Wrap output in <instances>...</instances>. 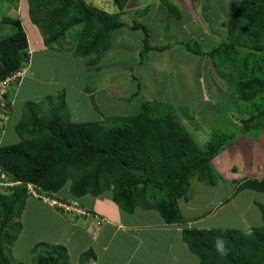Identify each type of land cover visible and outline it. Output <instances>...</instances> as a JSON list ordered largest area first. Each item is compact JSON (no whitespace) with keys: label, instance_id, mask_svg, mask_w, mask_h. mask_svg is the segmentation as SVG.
Returning a JSON list of instances; mask_svg holds the SVG:
<instances>
[{"label":"trees","instance_id":"16d2710c","mask_svg":"<svg viewBox=\"0 0 264 264\" xmlns=\"http://www.w3.org/2000/svg\"><path fill=\"white\" fill-rule=\"evenodd\" d=\"M130 1L113 0V9L108 10L89 0H27L30 21L42 33L48 49L53 50L57 41L74 31L77 40L67 50L77 58H88L90 68L101 69L108 51L119 53L114 61L120 70L114 74L119 82L114 90H108L104 109L96 100L99 87L82 84V94L97 113L91 119H73L66 86L38 101H24L21 118L15 124L19 140L0 143V264H24L9 251L22 232L23 221L17 219L22 218L31 197L57 198L67 204L77 201L85 212L54 206L66 216L90 219L87 226L100 228L107 219L86 208L80 199L109 191L120 210L128 214V222L136 220L138 210L157 209L164 222L172 224L183 221L179 200L193 197V180L211 186L223 181L213 159L239 132H214L208 143L202 144L183 122L184 118L192 119L188 110L179 113L173 104L150 100L141 71L149 64L146 55L151 51L181 43L200 56H210L213 67L219 73L226 72L231 82V97L224 102L227 107L234 104L229 112L236 114L233 118L238 119V131L264 127V0H244L231 15L224 14L219 43L209 50L200 43L180 40L153 45V31L146 20L149 7L142 9L135 4L130 8ZM161 1L162 7L180 17L174 0ZM207 7L209 10L211 6L207 3ZM203 10L202 21L211 26L215 18ZM124 15L131 20L124 21ZM5 21L12 23L14 31L0 37V82L30 61L23 23L18 18L6 17ZM140 30L143 36L137 33ZM130 34L137 37L133 45ZM135 45L137 53L132 47ZM128 48L130 54H124ZM132 87L135 89L130 92ZM10 90L4 97L5 109L0 107L5 115L9 110V120L0 125V136L13 115ZM208 99L204 96L201 103L191 106L194 116ZM221 105L217 100V106ZM243 190L264 192V177L240 180L224 202ZM253 201L260 210L261 225H254L253 220L244 229L183 228L182 239L199 257L198 264H264V202ZM33 259L36 264H72L68 246L49 241L35 244ZM97 263L94 248L79 254L77 264Z\"/></svg>","mask_w":264,"mask_h":264},{"label":"rangeland","instance_id":"374dc122","mask_svg":"<svg viewBox=\"0 0 264 264\" xmlns=\"http://www.w3.org/2000/svg\"><path fill=\"white\" fill-rule=\"evenodd\" d=\"M89 1L108 10L113 9V0ZM138 1L136 0L135 4H139V8L143 9L148 6L150 9L149 16L146 19L147 15H145L144 18L149 21L153 31V43L162 40L166 42L180 40L194 44L200 43L205 50H209L219 43L221 32L224 29L220 23L222 16L224 14L231 15L244 0H174L180 17L162 7L161 0H140V3ZM207 3L211 6L209 10ZM28 7L27 0H0V37L7 36L14 31L12 23L6 22L5 18H18L32 39L30 43L33 42L37 48H41L34 50L35 45L32 44L28 50L31 61L20 73L21 79L12 82L11 85L7 84L12 93L9 97L12 101L10 107H12L13 115L6 132L0 136V140L4 143H14L19 140L15 124L21 118L26 99L38 101L47 94H57L66 86L68 88L66 100L73 112V119H91L95 118L97 113L92 109L91 101L87 97V99L85 98L82 91L79 93L78 90H81L83 85L98 86L99 92L96 100L100 101L99 104L104 109L105 103L108 101L106 97V94L109 93L108 90H114L116 82H119L114 76L115 73L120 72L119 68L114 66V61L118 59L119 53L108 51L101 60V69L90 68L87 65L88 58L71 59L67 54L69 53L67 49L73 47L77 40L74 31H69L67 38L57 41L53 50L48 49L44 45L42 34L30 21ZM203 7L206 8L208 14L213 16L212 19L216 20L211 26L203 24L200 19L199 23L204 25L202 27L195 20L197 15L203 16ZM137 17L141 18L140 14ZM128 20L130 21V18ZM213 28L214 31H212ZM137 33L143 36L141 30ZM122 35L124 36V34ZM128 36L131 38L132 45L137 42L136 36L132 37L133 34ZM132 47L137 53V45ZM129 51L131 52L128 48L124 54H130ZM146 56L149 64L144 65L142 73L147 80L149 89L145 95L150 97V100L173 104L179 113L186 114L188 110L192 119L184 118L183 122L202 144H207L214 132L224 134L227 131H235L238 133V119L233 118L236 117V114L233 116L229 112V109L232 111L234 104L227 107L224 102L225 98L231 97L229 92L231 82L225 74L226 72L219 73L213 67V60L210 56H199L188 52L181 43L175 44L164 53L155 51L152 55L148 53ZM77 66L79 67L77 68ZM4 89L2 88V90ZM134 89L135 87H132L130 92H133ZM204 96L209 99L205 104L200 105V109L194 116L191 106L201 103ZM217 100L218 104H222L221 106H217ZM8 111L5 115L6 120H9ZM6 122H0V125L3 127ZM233 188L234 184L227 181L211 186L196 179L193 180L194 195L188 205H184V214L203 213L201 221L195 224L198 228L208 226L209 228L244 229L250 226L248 221L253 220L254 225H261L260 210L257 205H253L252 200L264 202V192L243 190L230 202L223 204L235 190L234 188L231 191ZM110 193L105 191L99 198L92 195L85 197V202L91 203L98 213L107 219L100 229L98 227V230L95 226L86 225L90 223V219L85 221L84 218L76 215L66 216L47 199L29 198L22 218L17 219L23 221L22 232L9 252L11 254L13 252L16 259L24 264H36L33 259L35 244L40 241H49L66 244L70 250L72 264H77L79 254L88 248H94L97 251V264L199 263V257L188 249L186 243L184 245L182 235L179 238L176 234L173 240V231L177 228V223H167L168 226H163L161 224L163 218L157 209L141 210L140 217L143 216L148 223L154 225L145 230L148 233H155L154 237L148 238L145 243H138L135 236L131 238L132 233L126 235L119 230L115 231L110 224L112 221L108 220L118 219L119 207L112 200ZM219 198H223L224 201L220 204L214 203ZM211 199L214 201L213 203H210ZM209 209H212L213 215L205 216L204 213ZM79 211L83 213L85 209H79ZM254 211L256 212L254 213ZM130 219L132 220V217ZM137 219L133 223H137ZM166 229L171 230V236L166 237L163 235L164 232L161 233L162 235L160 234L159 230Z\"/></svg>","mask_w":264,"mask_h":264},{"label":"crops","instance_id":"0c3cea01","mask_svg":"<svg viewBox=\"0 0 264 264\" xmlns=\"http://www.w3.org/2000/svg\"><path fill=\"white\" fill-rule=\"evenodd\" d=\"M123 17H125V18H123L124 21H129L128 20L129 19L128 16L124 15ZM200 19L202 21V18L200 16H198V15H197V17H195V20L197 21V23H199ZM202 23L203 24H207L204 21V19H203ZM203 24H200V26L204 27ZM39 32H40V30H39ZM29 37H30V35H29ZM31 40L32 39L30 37V41ZM32 44H34V43L33 42L30 43V47H32ZM152 44L153 45L157 44V45H161L162 46V45L168 44V42L162 40V41H160V42H158L156 44L152 42ZM175 44H177V43H175ZM36 49L39 50L41 48H37L36 45H35L34 46V50H36ZM167 50H169V49H167ZM165 51L166 50L156 51V52L157 53H164ZM187 51L188 52H192V51H189L188 49H187ZM153 52H155V51L154 50L151 51L150 54L152 55ZM192 53H194V52H192ZM67 54L69 55V57L71 59L73 58V59L76 60V58L73 57V55H72V53L70 51ZM194 54H196V53H194ZM196 55H198V54H196ZM155 57H157V56H155ZM153 67L157 68L156 66H153ZM138 71H140V69H138ZM78 91L80 92V89ZM145 91H146V89H145ZM238 132L239 133H238L237 137L235 138L234 142L231 145H229L220 154L215 156L214 159H213V164H214L216 170L223 177V181L221 183H226V181L228 183L231 182V183L234 184V188L238 185V182L240 180H245L247 178H263L264 177V127L263 128H251L246 133L242 132L241 130H239ZM253 137H255V138H253ZM234 188L231 191H233ZM63 193H66V192H63ZM97 198H99V197H97ZM85 199H86L85 197L81 198L80 199L81 203H83L86 208L87 207L91 208L92 210H95V212L97 214H100L95 209V207H93L91 205V203L85 202ZM191 199L184 200L182 198V199L179 200V205H180V208H181V214L183 216V221L181 223H177V228L173 231V234H174L173 240L175 239V235L176 234L178 235L179 238L181 237L183 228H185V227H196L195 224L197 222H200L201 219H202L203 213L196 214V215H185L184 214V211H183L184 205L185 204L188 205V203L191 201ZM222 201H224L223 198H219L218 201H215V202L211 199L210 203L214 202V203L220 204ZM252 202H253V205H256L253 200H252ZM224 203L225 202H223V204ZM206 207H208V206L206 205ZM141 212H142L141 210H138L136 215H135L136 219L138 218L137 219L138 220L137 223H130V222L127 221L128 220L127 217H129L128 214H126L125 212H122L120 210V208H119L118 219L117 220H108V221H112L110 224H112V226L114 227L115 231L119 230L121 233H124L126 235H128V233H132L131 238H133L135 236L136 239H137V242L140 243V244L141 243L143 244V243H145V241L148 240V238L154 237L155 233L154 232L153 233H148L147 230H145L147 228L153 227L154 225L148 223L143 216H142L143 218L140 217ZM212 212H213L212 209H209V211L205 212L204 214H205V216L213 215ZM255 212L256 211H254V213ZM148 213H150V212H148ZM139 223H141V224H139ZM153 224H155V223H153ZM161 224L163 226L164 225L168 226V224L165 223L163 219H162ZM172 224H175V223H172ZM202 228H209V227L208 226H204V227L202 226ZM96 229L98 230V228H96ZM159 232H160V234L162 232H164L163 235H165L166 237L171 236V234H170L171 230L170 229L159 230ZM183 243H184V245H186L184 241H183Z\"/></svg>","mask_w":264,"mask_h":264},{"label":"built area","instance_id":"2783aa9c","mask_svg":"<svg viewBox=\"0 0 264 264\" xmlns=\"http://www.w3.org/2000/svg\"><path fill=\"white\" fill-rule=\"evenodd\" d=\"M15 77L16 76L13 75V76L7 77L4 81L0 82V102H1L0 103V107H2L4 109H5V106H6V103L4 101V97H5L6 92L9 90L7 84L11 85V83L15 81L14 80ZM2 88H5V89L2 90ZM4 121L6 122L5 114L0 112V122H4ZM45 199L49 200L52 205L60 206V207L64 208L66 211H68V210H77V211H79V206H78L79 204H78L77 201L72 202V204H67L63 200H59L57 198H50L49 197V198H45Z\"/></svg>","mask_w":264,"mask_h":264},{"label":"clouds","instance_id":"9594fccd","mask_svg":"<svg viewBox=\"0 0 264 264\" xmlns=\"http://www.w3.org/2000/svg\"><path fill=\"white\" fill-rule=\"evenodd\" d=\"M32 23V22H31ZM33 24V23H32ZM24 25V24H23ZM34 25V24H33ZM35 26V25H34ZM25 27V26H24ZM38 28V27H37ZM26 29V28H25ZM27 31V30H26ZM28 33V32H27ZM42 34V33H41ZM28 38H29V48H30V37H29V35H28ZM29 48H28V50H29ZM70 51V50H69ZM71 52V51H70ZM72 53V52H71ZM73 55V54H72ZM206 56V55H205ZM73 57H75L74 55H73ZM76 59H78L77 57H75ZM79 58H81V57H79ZM30 61H31V59H30ZM25 68V67H24ZM22 70L23 69H21V70H19V71H17L16 73H14V74H12V75H9V76H7V77H10V76H13V75H15L16 77L14 78V80L15 81H17V79L20 77V79H21V72H22ZM82 89V88H81ZM79 92V91H78ZM80 92H81V90H80ZM79 92V93H80ZM87 99V98H86ZM2 141L0 140V143H1Z\"/></svg>","mask_w":264,"mask_h":264},{"label":"water","instance_id":"95a60500","mask_svg":"<svg viewBox=\"0 0 264 264\" xmlns=\"http://www.w3.org/2000/svg\"><path fill=\"white\" fill-rule=\"evenodd\" d=\"M136 3V0H131L130 3L128 4V7H133Z\"/></svg>","mask_w":264,"mask_h":264}]
</instances>
